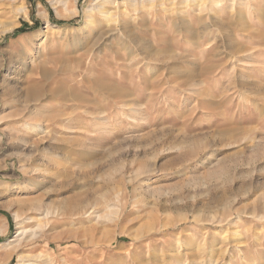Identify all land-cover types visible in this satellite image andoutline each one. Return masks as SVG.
Returning <instances> with one entry per match:
<instances>
[{"label":"rangeland","instance_id":"1","mask_svg":"<svg viewBox=\"0 0 264 264\" xmlns=\"http://www.w3.org/2000/svg\"><path fill=\"white\" fill-rule=\"evenodd\" d=\"M52 1L0 16V264H264V0Z\"/></svg>","mask_w":264,"mask_h":264},{"label":"bare ground","instance_id":"2","mask_svg":"<svg viewBox=\"0 0 264 264\" xmlns=\"http://www.w3.org/2000/svg\"><path fill=\"white\" fill-rule=\"evenodd\" d=\"M50 1V0H49ZM57 0H53L52 2H56ZM58 1H60V0H58ZM92 1H94V0H92ZM106 0H104L103 1V3L105 2ZM172 1V0H171ZM179 1V0H178ZM185 1V3H186V0H184ZM189 1H192V0H189ZM201 1H205L206 3L208 2V3H211V4H217V0H201ZM65 2V1H64ZM102 2V1H101ZM107 2V1H106ZM111 2V1H110ZM196 2H200L199 0H197ZM59 3V2H58ZM61 3H63V1H61ZM66 3V2H65ZM183 3V2H182ZM201 3H203V2H201ZM135 4V3H134ZM171 4H172V2H171ZM63 5V4H62ZM55 6H57V5H55ZM213 6H215V5H213ZM215 7H217V6H215ZM92 10H95V11H97L99 14H101L102 16H104V17H108L107 16V14L109 15V12L107 13V11L106 10H104L99 4H93V5H91V7L90 8H88V9H86L85 11H83V14H84V16H85V20L86 21H89L90 19H91V17H92V14H91V12H92ZM207 10V9H206ZM4 11H7V12H9V13H11V15H13L14 17H17V16H24L25 14H26V6H25V0H0V16L3 14V12ZM208 11H209V9H208ZM207 11V12H208ZM80 13H81V11H80ZM112 13H115V12H112ZM41 14V13H40ZM206 14H208V13H206ZM113 15V14H112ZM39 16V15H38ZM110 16V15H109ZM40 17H42V15H40ZM242 17V16H241ZM13 18V17H12ZM46 19V18H45ZM235 19H236V22H240V16H239V11L235 14ZM43 20V19H42ZM105 20V19H104ZM111 20V19H110ZM109 20V21H110ZM107 21V20H106ZM235 21V20H234ZM236 22H234V24L236 23ZM241 23V22H240ZM110 24V23H109ZM237 26H238V24H237ZM81 27V26H80ZM204 28V27H203ZM224 29H226V31H227V33H226V36H227V38L228 39H232V37H233V27H229V28H224ZM203 30V29H202ZM205 30V29H204ZM204 33H205V31H204ZM42 37H44V38H46L47 36H46V31H44L43 33H42ZM124 106V105H123ZM26 126V128H28L29 130H31V129H36V128H38V127H40L39 126V123H37V124H26L25 125ZM90 208H88L87 207V205L86 204H78V205H75V206H73L72 208H71V210H70V216L73 218V219H77V220H79V219H86L87 221H89L90 219H91V215L92 214H95V212H94V210L92 209V210H89ZM56 210V209H55ZM51 211V210H48V209H46V213H44L45 215L43 216V218H45V219H50V218H55V217H58V216H62L63 215V212L62 211ZM109 210V209H108ZM112 210H110L109 212V216H110V218H112V216H113V213L111 212ZM113 212H115V211H113ZM13 215H14V219H15V222H16V224H18V225H20L19 226V230H18V232H17V234H16V238L14 239V240H10V241H12L13 242V247L15 248V247H17V245L21 242V241H23L24 239H23V237L26 235V230H24L23 229V227L21 226V224H22V222H20V221H22V214L21 213H19L18 211H14L13 212ZM98 215V214H97ZM97 215H95V216H97ZM109 218V219H110ZM43 227V226H42ZM46 226H44V228H45ZM44 228H41V226L40 225H38V228L36 229V230H34L33 231V234H34V236L36 235L37 236V231H39L40 230V232H42V230H44ZM39 233V232H38ZM11 245H12V243H11ZM12 247V246H11ZM37 258L38 257H35V258H30V257H24V256H18V264H29V263H31V264H37L36 262L38 261L37 260Z\"/></svg>","mask_w":264,"mask_h":264}]
</instances>
